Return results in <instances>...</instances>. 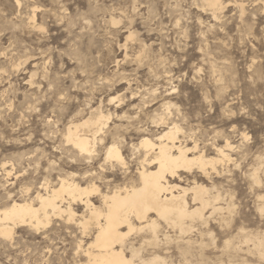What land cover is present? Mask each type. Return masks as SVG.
I'll use <instances>...</instances> for the list:
<instances>
[{
  "label": "rangeland",
  "instance_id": "374dc122",
  "mask_svg": "<svg viewBox=\"0 0 264 264\" xmlns=\"http://www.w3.org/2000/svg\"><path fill=\"white\" fill-rule=\"evenodd\" d=\"M220 1L214 17L204 0H0V209L60 179L95 185L99 206L100 194L137 185L141 138L156 142L175 125L189 156L218 158L215 147L229 143L207 175L193 165L168 178L219 194L218 209L193 221L189 248L159 218V247L141 241L146 231L128 240L168 264H264V0ZM100 100L111 118L81 156L65 126ZM114 143L123 165L106 160ZM186 200L192 207L190 193ZM71 206L74 221L53 215L0 236V264H88L92 237L77 223L84 207Z\"/></svg>",
  "mask_w": 264,
  "mask_h": 264
},
{
  "label": "bare ground",
  "instance_id": "6f19581e",
  "mask_svg": "<svg viewBox=\"0 0 264 264\" xmlns=\"http://www.w3.org/2000/svg\"><path fill=\"white\" fill-rule=\"evenodd\" d=\"M204 1L213 11L212 14L215 17L216 10L221 8L220 7L221 1L220 0H204ZM241 10L243 11V9ZM112 23H115V21L112 20ZM131 36L132 33L130 32L128 37L131 38ZM27 82L31 85L34 81L32 82V78L30 77V80L28 79ZM106 82L104 81V83ZM109 85L107 87L110 88ZM115 101H117L116 97L108 96V98H106L105 103L111 106V104L114 103ZM101 104L102 102L100 100L98 106L96 107L88 106V108L89 107L90 108L89 110H87V112L78 109L77 111L78 116L70 117V119L67 122V126H65L66 127L65 138L67 142L71 143L72 146L76 149V151H78L81 154V156L88 155L91 152H93L95 139L98 137L100 138V136L104 133L102 131L104 129L103 125L107 122V120L111 118L110 112H107L106 114L103 113V111L101 110ZM160 119L163 120V118ZM118 132L115 131V133L111 134V138H115L116 136L118 137L119 136ZM177 132H178V127L173 125L166 127V129H164L161 134L159 135L157 134L158 137H156V142L145 136L141 138V140L138 143V146L140 149L143 150V157L141 162V169H139L138 171L139 178L152 177L158 174L161 170V165H157L154 168H151V166H153L152 161L161 160V157H163L165 161L178 162L179 164L178 167L174 165L175 175L178 170L179 171L180 169L189 170L193 167V165H196V167L200 169L199 171H202L204 174L206 173L207 175L206 172L207 168L205 167L206 165H210L213 169H215L214 167L215 163L228 158V155L224 152L225 147H230L229 143L227 142L224 144V146L215 147L216 148L215 151L218 153V158L211 157L210 159H205L203 155H200L202 153L200 154L198 153L199 155L197 156H189V154H191L190 148L182 146L180 143L176 141ZM195 147L196 146H194V148ZM105 156H106V160L107 159L114 160L118 164L123 165L124 158L121 155L119 147L115 143L109 145L106 148ZM149 157H151V159H149ZM171 172L172 169L169 168L168 173L165 175L164 187L167 189V192L163 200L160 201L159 204L160 208H166L169 211L165 214L164 212L158 210L157 214H155L156 217L151 216L150 214L152 212H149L147 214V217L144 218L145 220L144 225H142L139 221H135L133 222V226L136 229H138V231L136 232L141 233L146 231L149 233V236L142 237L141 239L142 242L154 244L155 246L159 247L161 241L158 235L159 222L157 219L159 217V219L164 220V222L168 226H171L172 228H176L175 230L178 229L181 235L180 241H182L183 244L185 243L187 245V248H189V244H191L189 234L193 231L191 230L194 226L193 221L196 219L198 221L205 222L206 218L210 216L213 211L218 209V207H216V203H217L216 201L219 200L220 196L219 194H215V196L209 197L207 187L201 184L193 183L194 184L193 186L191 187L188 186L187 188L184 186L182 187L175 183H171L169 179L175 177V175H171ZM140 187H142V185H135V186L132 185L129 188L124 187L123 189L120 188L114 189L111 192L100 194V200L104 201L105 199H108L113 202L119 203L125 200L139 199L140 193L137 191V189ZM93 189H95V191H93ZM97 191H98L97 187L93 184L87 186H81L79 183L73 180L60 179L56 186L52 187L50 190L46 189L44 194L37 192L34 199L32 200L23 199V198L22 200L12 199L11 202H9V204L6 203L7 205L5 204V206L1 207L0 209V236L5 238L12 237L14 227L18 224H23V225L25 224L32 226L34 228H39L40 226L44 227L45 225L49 224L50 219L53 215L63 216V214H65L67 216L66 218L67 221H70L69 219L70 217L71 220L74 221L76 220L75 212L73 208H71L72 207L71 205L76 201H78L84 207L82 214L79 216L80 218L77 219L78 220L77 223L81 225L82 221L88 219V217L85 216V212L88 211L92 205H94V203L90 200V195L93 194V192H97ZM187 193H190L191 195V201L193 204L192 207L188 206V202L186 200ZM207 207L211 208L212 211H210L211 213H209V215L205 216L204 212ZM141 228H143L142 231L139 230ZM127 231H128L127 228L122 229V232L124 233H126ZM167 236L168 235L164 234V239H167L168 238ZM128 238L129 236L123 237L120 245L113 246L111 250L108 252V254L105 257H102V259L112 261L113 264H120L121 261H129L132 262V264H168L169 263L167 261L166 256L159 254L158 250L156 249L150 251L148 254L146 252L147 256L146 255L144 256L141 252L142 248L135 247L133 243L134 241L130 242ZM94 240L95 237H92V239L89 241L87 246L84 247V249L82 250L84 256L87 258V263L90 257L86 256L85 253L90 252L89 245L92 244ZM142 242H141V247L144 245L142 244ZM256 243H257V249L261 250V248L263 247V242L257 240ZM78 246L82 247V245L80 244ZM96 258H97L96 253L91 252V259L94 260Z\"/></svg>",
  "mask_w": 264,
  "mask_h": 264
},
{
  "label": "snow or ice",
  "instance_id": "6c2138e0",
  "mask_svg": "<svg viewBox=\"0 0 264 264\" xmlns=\"http://www.w3.org/2000/svg\"><path fill=\"white\" fill-rule=\"evenodd\" d=\"M152 164L154 167L161 165V170L155 176L137 179V185H142L137 189L140 193L139 199L125 200L119 203L105 199L98 202V207L92 205L85 212L88 219L82 221L80 227L85 236L95 237L94 242L89 245L90 252L85 253L86 256L90 257L88 264H113L112 261L102 259V257H105L113 246L120 245L123 237L131 236L138 231L133 226V222L139 221L144 225V218L149 212L157 214L159 210L166 214L169 211L159 207L160 201L163 200L167 192L164 187L165 175L169 168L172 169L171 175H175L174 165L178 167L179 164L177 161H165L163 157L161 160L152 161ZM69 219L71 221V217ZM123 228H127L128 231L122 232ZM139 230L142 231L143 228ZM91 252L96 253V259H91ZM120 264H132V262L121 261Z\"/></svg>",
  "mask_w": 264,
  "mask_h": 264
}]
</instances>
